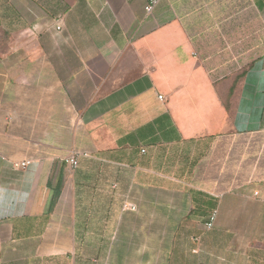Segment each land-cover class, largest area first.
Returning <instances> with one entry per match:
<instances>
[{"label":"crops","instance_id":"obj_1","mask_svg":"<svg viewBox=\"0 0 264 264\" xmlns=\"http://www.w3.org/2000/svg\"><path fill=\"white\" fill-rule=\"evenodd\" d=\"M144 5L0 0V264H264V0Z\"/></svg>","mask_w":264,"mask_h":264},{"label":"built area","instance_id":"obj_2","mask_svg":"<svg viewBox=\"0 0 264 264\" xmlns=\"http://www.w3.org/2000/svg\"><path fill=\"white\" fill-rule=\"evenodd\" d=\"M160 0H145V5H144V9H145V12L147 14H150L154 11L157 3L159 2ZM58 28H60V26H58ZM159 98H163V95H159ZM80 155L81 153L76 151V150H73L69 156H67L65 158V161L72 167V168H76L78 165H79V158H80ZM1 156V154H0ZM30 162L27 160V161H23V162H14L13 163V166L15 167H23V166H26L27 164H29ZM217 218V210H214L209 218L207 219V221L205 222V227L206 229H212L213 226H214V223H215V220Z\"/></svg>","mask_w":264,"mask_h":264},{"label":"rangeland","instance_id":"obj_3","mask_svg":"<svg viewBox=\"0 0 264 264\" xmlns=\"http://www.w3.org/2000/svg\"><path fill=\"white\" fill-rule=\"evenodd\" d=\"M206 141L205 139H200V141ZM210 141V139L208 140ZM183 154L181 147H169L165 149V163L167 171H173L175 165L179 163L180 156Z\"/></svg>","mask_w":264,"mask_h":264}]
</instances>
